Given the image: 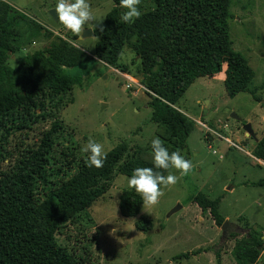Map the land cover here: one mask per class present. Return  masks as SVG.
Here are the masks:
<instances>
[{
	"label": "rangeland",
	"instance_id": "1",
	"mask_svg": "<svg viewBox=\"0 0 264 264\" xmlns=\"http://www.w3.org/2000/svg\"><path fill=\"white\" fill-rule=\"evenodd\" d=\"M4 1L29 19L21 21L26 32L19 29L20 53L7 57L15 73L25 56L46 48L57 38L68 40L90 57L68 68L69 73L82 77L80 85L60 95L44 91L34 99L38 107L35 111L41 110L45 116L31 124L26 135L20 138L19 131H14L7 142L0 143V172L8 166L6 154L11 153L15 144L21 139L38 140L39 132L50 128L54 118L61 128L50 152L51 182L74 172L78 161L87 157L82 149L90 140L100 143L105 152L118 144L125 146L105 182L104 193L58 228L54 234L56 243L80 264H241L234 254L238 245L246 242L245 231L264 232V164L252 157L255 139L243 129V124L251 123V115L264 116V0H231L229 4L232 47L253 70L249 86L252 93L229 97L223 71L195 79L175 105L192 123L184 148H179L161 125L150 120V96L142 75L132 74L138 71L137 60L127 46L119 61L128 66L126 73L139 84L130 88L124 86L119 69L94 59L97 36L77 39L50 16L55 0ZM89 4L101 18L99 27L113 0H89ZM153 7L152 0H140L138 5L141 13ZM119 10L122 13L120 6ZM26 111H13L6 124L32 120L34 116H26ZM49 113L52 116H46ZM263 127L255 126L256 140L264 137ZM154 136L170 153L175 151L190 160L192 167L184 176L176 169H168L165 175H177L176 184L164 186L155 205L141 204L136 216L124 217L119 212V195L130 188L128 176L121 174L118 167L139 151L142 159L151 161L150 142ZM221 137L230 138L231 143ZM199 192L211 199L219 198L216 209L228 222L224 237L221 226L215 225L209 212H201L194 201ZM139 216L150 218L149 231L136 229ZM252 264H264V236L259 257Z\"/></svg>",
	"mask_w": 264,
	"mask_h": 264
},
{
	"label": "trees",
	"instance_id": "2",
	"mask_svg": "<svg viewBox=\"0 0 264 264\" xmlns=\"http://www.w3.org/2000/svg\"><path fill=\"white\" fill-rule=\"evenodd\" d=\"M152 1V9L124 24L119 20V0H113L102 25L92 30L97 36L93 57L127 72L128 66L119 61L127 46L137 60L138 71L132 74L142 75L150 96V120L161 125L179 148H184L192 123L175 105L195 79L223 71L225 91L232 98L241 92L252 93L249 86L254 73L247 59L232 47L228 24L231 0ZM22 20L29 19L0 0V143L7 142L14 131H19L21 138L31 124L45 116L40 109L35 111L37 96L44 91L60 95L80 85L82 77L69 73L68 68L90 57L68 40L57 38L46 48L25 56L19 62L18 74L15 73L7 57L20 53ZM18 108L28 110L26 116L34 118L7 125L9 116ZM60 128L59 120L54 118L50 128L39 132L38 140L21 139L6 154L8 166L0 172V264H80L56 243L54 234L104 193L105 182L125 146L118 144L107 151L100 168L87 167V157L81 158L73 173L51 182L49 158ZM139 154L141 151L118 167L119 172L129 177L136 167H152V162ZM252 155L264 161V137L255 142ZM155 171L165 175L167 170ZM193 199L202 211L209 212L215 225L223 224V216L216 209L219 198L211 199L199 192ZM141 204L140 195L132 189H123L119 195V212L124 217L136 216ZM135 226L146 232L152 222L139 216ZM245 234L246 242L238 245L234 255L241 264H252L261 252L264 232Z\"/></svg>",
	"mask_w": 264,
	"mask_h": 264
},
{
	"label": "clouds",
	"instance_id": "3",
	"mask_svg": "<svg viewBox=\"0 0 264 264\" xmlns=\"http://www.w3.org/2000/svg\"><path fill=\"white\" fill-rule=\"evenodd\" d=\"M139 4L140 0H119V6L123 10L119 17L120 22L130 24L138 19L141 16ZM53 9L59 24L76 37L80 36L82 27L97 30L101 19L90 7L89 0H55ZM150 147L152 167H136L127 179L128 188L140 195L142 205H155L158 197L162 195V188L177 182V175H164L155 171L156 169L172 168L178 170L180 176H184L192 167L190 160L175 151L170 153L158 137L151 139ZM82 150L87 156V167L103 166L106 152L100 143L90 140Z\"/></svg>",
	"mask_w": 264,
	"mask_h": 264
},
{
	"label": "water",
	"instance_id": "4",
	"mask_svg": "<svg viewBox=\"0 0 264 264\" xmlns=\"http://www.w3.org/2000/svg\"><path fill=\"white\" fill-rule=\"evenodd\" d=\"M50 16L55 20V11L54 9L49 10ZM93 34L91 29L85 28L82 30L81 34L77 39H81L83 37L91 36ZM149 81V77L146 78V83ZM234 118H236L235 115H233ZM243 129L248 137L255 139V134L253 132V129L251 128V124L249 122L243 124ZM175 210V209H174ZM228 223L227 221H224V224Z\"/></svg>",
	"mask_w": 264,
	"mask_h": 264
},
{
	"label": "crops",
	"instance_id": "5",
	"mask_svg": "<svg viewBox=\"0 0 264 264\" xmlns=\"http://www.w3.org/2000/svg\"><path fill=\"white\" fill-rule=\"evenodd\" d=\"M258 108H259V106L257 107V111H258ZM253 109H255V108H253ZM257 115V116H256ZM251 128L253 129V132L254 131H256L255 130V126H260V127H263L264 126V116H258V114H253V115H251ZM263 129H264V127H263ZM221 138H223V137H221ZM230 139V138H229ZM214 141H215V143H218L219 142V140L218 139H214ZM257 140H256V138H255V142H256ZM252 157L258 162V163H261V164H264V161L263 160H261V159H258V158H256V157H254L253 155H252ZM260 185V184H259ZM199 209H200V211L202 212V209L199 207Z\"/></svg>",
	"mask_w": 264,
	"mask_h": 264
},
{
	"label": "built area",
	"instance_id": "6",
	"mask_svg": "<svg viewBox=\"0 0 264 264\" xmlns=\"http://www.w3.org/2000/svg\"><path fill=\"white\" fill-rule=\"evenodd\" d=\"M120 75H121V77L124 79V81H125V87L126 88H130V87H132L133 85H138L139 86V84H138V80L135 78V77H133L132 75H130V74H128V73H126V72H120L119 73ZM223 139H224V141H226L227 143H231L230 142V139L228 138V137H223Z\"/></svg>",
	"mask_w": 264,
	"mask_h": 264
},
{
	"label": "flooded vegetation",
	"instance_id": "7",
	"mask_svg": "<svg viewBox=\"0 0 264 264\" xmlns=\"http://www.w3.org/2000/svg\"><path fill=\"white\" fill-rule=\"evenodd\" d=\"M228 223H226V224H222L221 225V227H220V229H221V232H222V237H224L225 235V231H224V229H225V226L227 225ZM236 227H238L239 228V226H236ZM243 230V229H242ZM247 231H245V233H246ZM244 233V234H245Z\"/></svg>",
	"mask_w": 264,
	"mask_h": 264
}]
</instances>
